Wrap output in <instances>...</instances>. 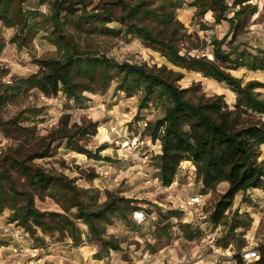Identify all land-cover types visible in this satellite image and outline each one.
<instances>
[{
	"label": "rangeland",
	"instance_id": "374dc122",
	"mask_svg": "<svg viewBox=\"0 0 264 264\" xmlns=\"http://www.w3.org/2000/svg\"><path fill=\"white\" fill-rule=\"evenodd\" d=\"M55 1L44 0L46 13H41L43 18L50 16V5ZM70 1L89 12L115 0ZM125 2L132 5L135 0ZM146 2L160 18L171 19V24L147 20L143 25L154 34L171 38L181 55L214 62V44L225 38L222 45L225 52L236 46L239 51L245 50L252 55L258 50L264 51V0H247L241 5H236V0H225L227 19L242 12L234 39L228 23H218L213 12L198 15L192 0H185L178 9L171 7L170 0ZM38 5H41L40 0H28L25 9L32 11ZM109 27L118 29L119 25L112 23ZM47 30L50 31L48 26ZM46 34L40 31L24 43L18 39L10 44L17 29L0 25V38L6 42L0 56V71L4 72L0 85L14 86L17 81L37 74L39 60L61 58L57 48L45 39ZM80 46L84 52L105 56L119 64L145 65L153 70L181 74L183 78L177 82L181 89L192 87L194 93L204 99L222 96L229 110L235 107L236 94L227 85L173 66L135 36H126L123 32L117 36H82ZM230 73L241 80L243 86L250 82L260 84L256 92L264 99V71L239 69ZM83 96L81 103H75L62 94L49 98L38 90H31L1 106L0 160L5 156L23 159L47 147L49 156L33 161L32 165L54 177L71 181L80 191L78 202L85 204L88 210L101 209L111 202L123 206L121 213L110 217L111 223L104 233V239L116 243L119 251L103 252L99 260L97 254L101 245L95 240L87 241L88 229L76 219L72 203L35 197L39 212L71 219L82 233V243L75 246L68 234L43 233L41 229H36L32 236L16 223H10L12 211L7 208L0 215V264H242L236 256L245 248L258 246L264 237V190H249L235 197L224 222L213 231L218 251L209 252L200 233L197 211L187 203L191 196H199L205 218L209 220L228 184L205 191L197 180L195 167L191 162H183L173 185L164 188L159 182L157 168L160 144L152 142L145 134L147 124L162 116L161 103L155 100L146 110L139 111L141 94L129 98L116 90V82L105 92L84 93ZM28 110H33L32 114ZM22 112H26L24 120L20 119L17 124L30 128L29 135L16 133L13 124L7 125ZM94 123L98 127L92 133L90 126ZM129 138L133 144L125 148L124 143ZM74 146L84 151H76ZM259 161L264 166V147H261ZM180 200L186 204L183 212L178 211ZM133 208H141L138 211L144 214V222L134 220L136 211ZM173 212L181 215L175 216ZM231 224L237 226L234 231L230 230ZM243 224L248 226L241 227ZM229 236L243 239V249L238 252L241 243H235L236 239L224 248Z\"/></svg>",
	"mask_w": 264,
	"mask_h": 264
},
{
	"label": "trees",
	"instance_id": "16d2710c",
	"mask_svg": "<svg viewBox=\"0 0 264 264\" xmlns=\"http://www.w3.org/2000/svg\"><path fill=\"white\" fill-rule=\"evenodd\" d=\"M27 1L0 0V25L17 29V35L9 43L15 44L18 39L24 43L44 31L47 33L45 39L57 48L61 58L39 60L37 74L17 81L14 86L0 85V107L31 90H38L49 98L62 94L70 101L81 103L84 93L105 92L112 82H116V90L129 98L141 94L139 111L146 110L155 100L161 103L162 116L147 124L145 131L152 142L160 144L157 168L161 186L168 188L173 185L183 162H191L195 167L197 180L205 191H213L223 183L228 184L227 191L216 201L209 215V221L214 226L224 222L227 211L239 193L264 190V166L259 161L261 147H264V99L256 92L261 86L256 82L243 86L241 80L230 73L239 69L264 71L263 50L252 55L245 50L239 51L236 46L225 52L222 50L225 38L214 44V62L181 55L171 38L154 34L143 25L147 20L171 24V19L160 18L151 10L146 0H135L132 5L125 0L109 1L89 12L84 7L77 8L78 3L70 0H56L50 5L48 18H43L40 11L44 0H40L41 5L32 11L25 9ZM170 1L171 7L178 9L185 0ZM192 1L198 15L213 12L218 23H228L234 39L242 12L227 19L225 0ZM245 1L236 0L235 4L241 5ZM39 17L43 20L38 21ZM112 23L118 24L119 28H110ZM122 32L126 36L137 37L173 66L201 73L204 78L227 85L236 94L234 109H228L222 96L204 99L197 96L192 87L181 89L177 86V82L183 78L181 74L164 69L153 70L145 65L119 64L105 56L84 52L80 46L82 36H117ZM5 47L6 42L0 38V56ZM220 64L229 67L223 68ZM3 76L4 72L0 71V79ZM27 112L32 114L33 110ZM25 113H20L7 125L13 124L16 133L29 135L30 128L17 124L20 119L24 120L22 117ZM97 127L96 123L91 124L90 131L95 133ZM74 147L76 151H84ZM48 156L49 149L46 147L23 159L5 156L0 160V215L9 208L12 211L10 223H16L32 236L36 229H41L43 233L68 234L73 244L78 246L82 243V233L71 219L60 214L39 212L35 207V197L60 199L72 203L76 219L88 229L87 241L100 243L99 260L103 252L119 251L116 243L104 239V233L111 223L110 217L121 213L123 206L111 202L101 209L88 210L85 204L78 202L80 191L71 181L54 177L32 165L33 161ZM73 201L76 202L73 204ZM139 209L133 208L135 211ZM173 214L181 215L179 212ZM246 226L243 224L241 227ZM236 228L231 224V231ZM234 239L229 236L224 248ZM237 239L235 243H241L239 252L245 245H242L243 239ZM259 249L260 258L252 264H264V247L259 246ZM237 258L241 262L239 256Z\"/></svg>",
	"mask_w": 264,
	"mask_h": 264
},
{
	"label": "built area",
	"instance_id": "2783aa9c",
	"mask_svg": "<svg viewBox=\"0 0 264 264\" xmlns=\"http://www.w3.org/2000/svg\"><path fill=\"white\" fill-rule=\"evenodd\" d=\"M40 11L43 13H46V7L45 6H41L40 7ZM133 144V140H131V138L127 139L124 143V147H129L131 148V145ZM179 207H178V211L179 212H183L185 211V207L186 204H183V201H179ZM201 200L200 197L197 195H193L189 198V203L192 207H194L196 209V216L198 219V224H199V229H200V233L202 235L204 244L206 249L209 252H214L216 253L218 251V246H217V236L216 234L213 232L215 226L205 218L204 215V210L201 206ZM202 208V209H199ZM134 220L137 223H141L145 221V216L142 212L140 211H136L134 213ZM259 246H263L264 247V237L262 238L260 244L258 246L255 247H251V248H245L243 249V251L241 253H239L237 256H239L242 264H252L256 261L259 260L260 258V249ZM236 256V257H237ZM146 261L149 263L150 262V258L147 257Z\"/></svg>",
	"mask_w": 264,
	"mask_h": 264
},
{
	"label": "bare ground",
	"instance_id": "6f19581e",
	"mask_svg": "<svg viewBox=\"0 0 264 264\" xmlns=\"http://www.w3.org/2000/svg\"><path fill=\"white\" fill-rule=\"evenodd\" d=\"M100 133H101V134H104V132H103V131H100Z\"/></svg>",
	"mask_w": 264,
	"mask_h": 264
}]
</instances>
